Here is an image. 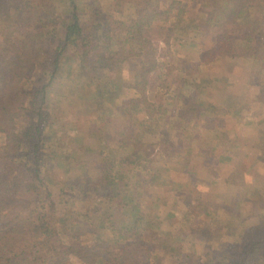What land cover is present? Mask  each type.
Segmentation results:
<instances>
[{"label": "trees", "instance_id": "obj_1", "mask_svg": "<svg viewBox=\"0 0 264 264\" xmlns=\"http://www.w3.org/2000/svg\"><path fill=\"white\" fill-rule=\"evenodd\" d=\"M66 1L58 13L52 0H0V264L160 262L163 237L139 187L165 176L154 164L183 150L168 124L185 132L204 110L199 86L169 63L171 42L214 33L198 66L246 58L264 72V0ZM174 73L180 79L170 80ZM57 87L93 114L92 138L103 148L94 173L63 157L65 128L47 130L48 120L61 122L48 104ZM55 162L70 174L62 187ZM240 227L231 262L221 263L264 264L262 228Z\"/></svg>", "mask_w": 264, "mask_h": 264}, {"label": "rangeland", "instance_id": "obj_2", "mask_svg": "<svg viewBox=\"0 0 264 264\" xmlns=\"http://www.w3.org/2000/svg\"><path fill=\"white\" fill-rule=\"evenodd\" d=\"M51 4L58 13H67L66 0H52ZM214 39V33H191L188 38L171 42L169 63L183 69L184 77H191L199 86V89L193 86V93L200 91L204 110L202 116L190 122L192 127L185 132H179L171 127V123L168 124L169 140L176 145L181 139L180 148L183 150L172 152L166 161H157L154 166L167 174L139 187L148 214L163 237V250H160L163 259L151 264H223L221 258L226 259L230 254L231 235L239 233L241 225L262 228L264 237V166H255L259 155L264 159V104L258 100L264 91V72L246 58H221L198 66L197 53L208 49ZM131 63L134 67L138 60ZM175 75L172 74L170 80H174ZM121 77L127 80L135 78L133 72L126 70L122 71ZM176 78L180 79V76ZM68 91L57 87L48 92L50 111L61 122L53 124L54 121L48 120L47 130L65 128L71 138L63 157H70L74 165L83 160L90 167L88 170L94 173V167L102 158L98 154L103 148L98 140L92 138L97 131L92 122L93 114L86 105L82 109V104L73 100ZM256 103L262 104L263 108L254 109L258 116H253L255 120L251 125L247 121L246 108ZM136 117L142 121L144 115ZM116 118L123 120L118 114ZM108 121L104 123L103 133L111 131V127L106 126ZM72 130L81 136L76 137ZM49 138L46 133L45 141L49 142ZM155 138L146 136L148 141ZM85 147L96 149L97 153L88 154ZM120 154L125 153L121 150ZM230 159H234L242 170L252 166L251 186L247 189H239L241 179L238 175L231 177L232 184L238 188L233 191L223 185L215 189L205 186L199 179L196 183L188 181L185 171L199 175V178L201 175V179L206 178L205 171H208L216 178L217 171L225 173L222 168ZM63 169L55 162L52 170L58 187H62L70 177Z\"/></svg>", "mask_w": 264, "mask_h": 264}, {"label": "crops", "instance_id": "obj_3", "mask_svg": "<svg viewBox=\"0 0 264 264\" xmlns=\"http://www.w3.org/2000/svg\"><path fill=\"white\" fill-rule=\"evenodd\" d=\"M253 107V108H252ZM256 108V109H255ZM263 108V105L260 103H256L254 104V106H249L248 108H246V110H248V114H247V121L249 122L248 124H251L252 121H254L255 119L253 118V116H258L255 115L254 111L255 110H261ZM255 109V110H254ZM257 124V123H256ZM253 125V124H251ZM254 128V127H253ZM259 161L255 164V166H264V159L262 155H259ZM261 160H263V163L261 162ZM252 166L249 165L246 170H242L239 167H237V164L235 163L234 159H230L228 164H225V166H223V170H225V173L221 174L222 172L217 171V175L216 178H214L212 176V173L209 174L208 171H205L207 173L206 178L201 179V175L199 178V175H192L191 173H189L188 171H185L186 176L188 177V181L190 179L191 183H196L199 180H203L204 182H202L205 186H210L211 188L217 186L220 187L221 185L226 186L229 190H234L235 188L238 189L236 186H234L232 184L231 181V177L234 176L236 177L237 175L240 176V188L242 191L247 189L248 187H250L251 185V177H252V173H251V168ZM206 169V166L204 167ZM210 172L211 169H209ZM264 173V170H263ZM194 176V177H193ZM210 179L212 181H210ZM214 183V185L212 186V184ZM210 188V189H211ZM185 206H187V204H184Z\"/></svg>", "mask_w": 264, "mask_h": 264}]
</instances>
